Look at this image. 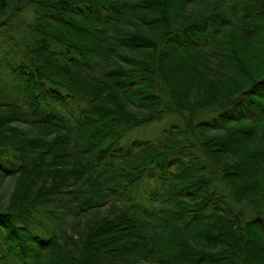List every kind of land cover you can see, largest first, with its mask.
Returning a JSON list of instances; mask_svg holds the SVG:
<instances>
[{
    "label": "trees",
    "instance_id": "16d2710c",
    "mask_svg": "<svg viewBox=\"0 0 264 264\" xmlns=\"http://www.w3.org/2000/svg\"><path fill=\"white\" fill-rule=\"evenodd\" d=\"M3 46L0 264H264V0H0Z\"/></svg>",
    "mask_w": 264,
    "mask_h": 264
},
{
    "label": "rangeland",
    "instance_id": "374dc122",
    "mask_svg": "<svg viewBox=\"0 0 264 264\" xmlns=\"http://www.w3.org/2000/svg\"><path fill=\"white\" fill-rule=\"evenodd\" d=\"M203 7H204L203 5L195 6V7L190 8V11L196 12L198 9L199 10L203 9ZM30 17H31V15H25V16H23V19L26 22H29L30 21ZM4 50L8 51L7 49H5L4 46L2 48H0V60L4 58L3 57ZM162 126H163V124L148 126L146 128V130H147V132L149 134L148 136L149 137L151 136V138L156 137L158 135V133L160 132ZM15 184H16L15 183V178H8L7 181H5L2 184V190L0 191V194H6V193L9 194L10 191H12V189L15 188ZM138 192H139V194H141V189H138Z\"/></svg>",
    "mask_w": 264,
    "mask_h": 264
}]
</instances>
